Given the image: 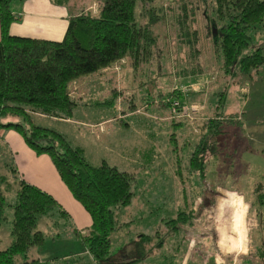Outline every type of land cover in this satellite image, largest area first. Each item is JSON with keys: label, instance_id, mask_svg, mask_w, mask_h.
Wrapping results in <instances>:
<instances>
[{"label": "rangeland", "instance_id": "obj_1", "mask_svg": "<svg viewBox=\"0 0 264 264\" xmlns=\"http://www.w3.org/2000/svg\"><path fill=\"white\" fill-rule=\"evenodd\" d=\"M19 1L10 0L9 8H14ZM64 4L68 13L96 7L95 0H65ZM213 6V0H136L135 22L147 26L155 37L153 55L148 62L132 69L126 60L121 74L110 73L106 78L90 75L88 94L83 99L88 105L75 106L70 120L31 116L34 124L52 128L71 145L80 147L90 164L104 160L131 174L130 201L113 211L115 220L124 223L109 235L110 259L116 264L134 258L141 259L129 264H244L246 255L252 251L249 233L253 241L257 236L259 239L253 226L256 219L248 204L259 212V200L264 195V64L246 74L222 73L209 35L212 27L208 28ZM90 11L95 13L96 9ZM184 12L190 29L198 32L194 46L199 48V53L192 58L184 47H178L177 19ZM247 33L250 41L245 50L254 47L264 50V20ZM195 62L202 67L196 79L175 76L176 71ZM119 66L114 69L118 70ZM74 81L69 86L71 97H75ZM193 82L195 88L185 94L181 92L184 95L180 100L171 97L174 110L171 109L170 115V108L160 105L167 96L163 88L170 86L167 91L170 93L175 87L189 89L188 85ZM201 85V92L189 99L188 94L200 90ZM223 89L222 112L236 118L224 126L225 133L209 140L200 180L194 171L185 167L187 157L199 133L197 120L212 115L217 94ZM111 98L114 116L120 115V109L129 110L132 105L144 108L122 121L115 119L110 124L112 132L95 141L90 132L94 128L90 130L74 120L91 122L110 115V108H99L93 103L98 102L100 106ZM149 114L155 116L149 117ZM157 116H167V119H157ZM170 116L178 118L170 121ZM0 159V175L10 185L1 186L10 205L14 201L15 183L2 165L7 161L4 157ZM183 208L191 211L190 223L177 224V231L169 230L164 222ZM3 214L0 249L10 241V206L4 207ZM229 218L227 226L231 225L232 234L226 237L224 246L235 250L244 247L243 253H229L217 246L215 227ZM53 221L57 224L53 225ZM37 228L44 232L45 242L34 247L29 258L38 256L45 264H95L83 252L73 235V227L66 220L43 218ZM140 235H147L148 240L141 239ZM247 262L251 263L248 259Z\"/></svg>", "mask_w": 264, "mask_h": 264}, {"label": "trees", "instance_id": "obj_2", "mask_svg": "<svg viewBox=\"0 0 264 264\" xmlns=\"http://www.w3.org/2000/svg\"><path fill=\"white\" fill-rule=\"evenodd\" d=\"M9 1L0 0V129L15 131L35 154L49 157L61 182L90 217L91 223L85 233L80 234L73 229V235L95 264H116L110 259L109 235L124 225L115 220L113 211L130 201L131 174L104 160L96 165L90 164L80 147L71 145L58 131L34 124L31 116L70 119L73 108L78 105L77 99L70 95L72 81L95 73L121 58L126 59L132 69L148 62L153 55L155 37L147 26L135 22L136 0H95V13L81 9L78 14L70 16L59 41L13 36L7 31L15 20L9 10ZM213 3V18L208 28L214 29L209 35L222 73L246 74L263 65V48L245 49L250 41L247 31L264 20V0H213ZM177 24L178 47H184L191 58L196 56L199 48L194 45L198 32L186 23L185 12L179 16ZM201 73V64L195 62L180 72L176 71L175 76L189 79L197 78ZM188 88L184 94L193 90L189 85ZM165 94L168 97L162 98L160 105L169 107L171 115V97L180 100L184 94L177 87ZM224 99L223 89L217 94L212 115L200 122L197 140L187 157L185 167L194 171L200 180L209 140L225 133L224 126L236 118L223 114ZM177 118L170 116L172 121ZM2 165L15 180L13 164ZM3 179L0 175V223L4 219L5 206H10L12 216L10 241L0 249V264H45L28 257L31 249L45 242L44 232L37 228L38 221L54 217L68 220L69 217L49 194L21 179L15 180L14 201L8 205L1 184L4 183L5 187L10 185ZM259 202V212L248 204L256 219L253 226L259 233V239L257 236L253 241L249 233L252 251L246 255L244 264H264V195ZM190 220V209L183 208L164 224L169 230L177 231V224L190 223ZM230 221L231 218L215 227L217 246L229 253H243L244 247L235 250L224 246L226 237L232 234L231 225L227 226ZM56 224L53 221V225ZM140 237L148 240L147 235ZM140 259L117 264L134 263Z\"/></svg>", "mask_w": 264, "mask_h": 264}, {"label": "crops", "instance_id": "obj_3", "mask_svg": "<svg viewBox=\"0 0 264 264\" xmlns=\"http://www.w3.org/2000/svg\"><path fill=\"white\" fill-rule=\"evenodd\" d=\"M14 6V8H9L11 14L15 18V20H13L8 26L7 31L9 35L40 38L53 41L61 40L67 25L68 18L79 13H68L64 3H56L52 0H20L18 5ZM125 64L126 59L121 58L113 64L92 74L104 78H106V76H108L110 73H114L116 76L124 71ZM118 65H120L118 70H115L114 67ZM90 75L85 76L80 80L74 81L75 98L77 99L78 104L82 106L88 105V103H83V99L88 94L86 86L88 84V80L90 79ZM169 89L170 86L166 85V87L163 88V91L167 93ZM199 89L200 90H196V92H190L188 94L189 99L195 97V94H199L201 92V89H203L202 85ZM111 101L112 98L110 101L104 100L100 106H98V102L93 103L99 108H110V115L100 116L98 119L91 122L74 120L77 123L90 128V130L91 128H94L93 132H90L94 134L93 136L95 141L100 140L101 136H107L112 132V127L110 124H113L115 119L122 121L125 117H128L133 113L142 112V109L144 108V106L138 108L132 105L129 110L120 109V115L114 116ZM153 116L155 115L149 114V117ZM203 118L204 116H201L200 121L197 120V122H199L197 127ZM157 119L166 120L167 116L164 118L157 116ZM170 121H172V119H170ZM0 157H4L7 163H11L15 167V180L21 179L26 183L36 186L40 190L49 194L68 215L69 219L66 221L69 223V225H71L73 229L78 231L80 234L85 233V229L91 223L90 217L81 207V205L75 199H73L67 188L61 182L48 156L44 154H35L25 145L19 134L15 131L1 130ZM11 180H13L12 182L15 183L14 178ZM75 255H78V253H75ZM35 258L38 259V261L43 262L38 258V256ZM186 263L187 262H185V264Z\"/></svg>", "mask_w": 264, "mask_h": 264}, {"label": "built area", "instance_id": "obj_4", "mask_svg": "<svg viewBox=\"0 0 264 264\" xmlns=\"http://www.w3.org/2000/svg\"><path fill=\"white\" fill-rule=\"evenodd\" d=\"M92 6H93V5H92ZM92 6H91V7H89V8H90V10H92V11H93V10L95 9V7H92ZM193 84H194V83L190 84V86H189V87H190V89H194V88H195V86H194ZM186 89H187L186 87H181V88H180V91H181V92H185V91H186ZM177 104H178V103L176 102V108H178V107H179ZM172 107H173V106H172ZM172 109L174 110V107H173Z\"/></svg>", "mask_w": 264, "mask_h": 264}, {"label": "water", "instance_id": "obj_5", "mask_svg": "<svg viewBox=\"0 0 264 264\" xmlns=\"http://www.w3.org/2000/svg\"><path fill=\"white\" fill-rule=\"evenodd\" d=\"M212 31L214 32V29H212Z\"/></svg>", "mask_w": 264, "mask_h": 264}]
</instances>
